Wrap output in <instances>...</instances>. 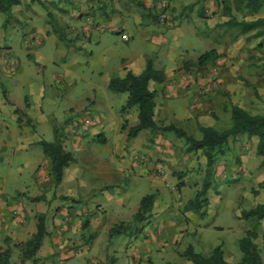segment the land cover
Instances as JSON below:
<instances>
[{
    "label": "crops",
    "instance_id": "crops-1",
    "mask_svg": "<svg viewBox=\"0 0 264 264\" xmlns=\"http://www.w3.org/2000/svg\"><path fill=\"white\" fill-rule=\"evenodd\" d=\"M64 1H69L70 4L76 3L74 4L76 9L70 10L73 15L78 13L79 9L82 13L95 5L93 2L88 5L89 0H19V5L13 7L11 11L13 18L19 21L21 17H26L32 21L36 20L35 23L38 25V29L24 35L25 43L30 39L31 45L36 43L37 32L47 38L53 34L51 26L48 24V12L52 14L59 25L70 26V15L56 7ZM117 1L105 0V3L112 5L114 9L125 8L123 10L129 19L123 20L122 26L118 28L110 27L112 33L120 35L123 41L122 36H127L130 40L135 32L139 33L141 30L147 36L148 42V36L152 40L151 34H157L156 38L160 44L165 41L162 34L155 33L154 30L150 31L151 29L147 33L142 29L143 17H145L142 12H144L143 8L148 10L150 7L148 3L140 2L141 6H139L137 2L127 1V4L123 5L122 2L117 4ZM192 2L193 0H188L185 6ZM24 3H28L29 6L23 7ZM214 3L212 0H206L201 9L194 10V15H197V18L200 17L201 21L205 20L206 27L212 31L210 34H213L212 37H214L212 43L205 46L206 51L205 49L204 51L214 50L217 58L205 66H199L201 69L210 71L195 80H187V75L183 73L184 63L189 62L198 66L196 60L204 53L198 56L195 61L186 60L174 66L164 64L163 67H160L159 61L156 64L157 59L152 58L154 68L163 73L164 82L150 81L148 84L150 90H156L158 93L155 98V122L162 123L164 126L174 125L178 128L182 126L180 128L187 133H192V130L197 126L199 136L195 137L196 140L202 138L201 127H211L213 123L218 122L217 118H212L208 111L212 106L215 116H218L216 113L219 111L218 107H220V111L226 110L230 115L231 106H238L251 115L264 113V84L253 79L246 85L235 79L236 74L240 71L238 64L247 58L246 50L244 48L240 50L245 40L239 41L238 38L248 33L240 34L238 32L239 37L236 38L231 35L230 29L225 28L222 32L218 31L219 15L214 14L216 10L212 9L222 8L223 4L220 2L219 5L214 6ZM160 5L155 4L151 7L157 11V7ZM47 7L50 9L46 10ZM238 7L240 6L237 5L236 8ZM84 17L82 20L80 18V21L83 24H88L90 20L86 22V17ZM93 18L92 25H88L82 30L85 33L83 38L86 36L91 43L95 33L104 29L101 18L96 15ZM72 25L74 24L71 23ZM221 38L223 39L221 40ZM99 55L96 54V56ZM150 56L142 53L128 58L122 56L119 58V72L114 78L122 79L128 72L141 73L145 69L147 60L151 58ZM176 69H179V73L174 75L173 71ZM24 73L25 70H21L17 66L14 54L4 48L2 62H0V76L8 85L5 86L9 92L6 96L8 104L15 106L19 110V114L17 116L11 112L3 114L10 117L11 113L13 121H18L19 118L20 122L17 123L16 132L10 136L11 125L0 116L2 162L5 152L7 153L16 145L19 148V153L26 157V161L30 155L35 154L37 163H39V166L36 167V163L31 169H37L33 174L36 181L34 188L20 187L16 191L15 197L10 188L4 185L6 183L4 179L0 180V252L9 249L12 264H174V262L189 264L181 254L188 246H191L195 251L194 242L192 243L190 238L196 241L213 228L223 231V227L205 222L203 208L194 210V208L188 207L189 202L193 201L198 193L197 186L193 187L183 182L178 186L177 191L172 192L173 195H168L163 189L164 179L157 173L159 168L171 175L181 168L190 167L193 164L190 155L194 153L185 151V154H181L180 151L177 152L166 143L159 144L157 149L153 150L154 145L151 146L152 148L147 145L146 138L156 140L158 135L152 134L148 130H143L134 139L127 140V131H122L121 126L124 121L128 127L137 125L138 111L136 107H131L123 113L118 112L116 116L110 111L108 105L102 107L104 109H100L101 111L98 112H90L87 109L84 112L82 109H78L76 114L69 108V112L66 113L68 116L66 115L64 118L63 115L62 118L59 116L56 118L53 114L55 112L53 96L45 93L44 84L33 85L35 107L30 106L27 98H22L18 102L13 96L17 94L16 89L20 88L22 92L24 91L21 80H17L18 75L23 76ZM111 74H115L114 71ZM55 79L57 77H54L53 80ZM173 91L175 95H172ZM114 93L123 94L122 104H120L122 110L128 95L127 93ZM206 94H208V98L204 97ZM47 108H50L52 113L48 112ZM259 111L262 112L259 113ZM49 115L58 120L48 119ZM61 122L63 123L61 124ZM44 123L49 130L47 136L44 135L40 127V124L44 126ZM54 129L58 130L63 140V146L68 152L76 151L84 157L81 160L83 170L79 169L77 161L74 160V163L65 171L62 183L57 187L53 184L50 161L39 150L40 141H53ZM194 135L197 136V132H194ZM237 139L242 143L241 146H238ZM100 140L104 143H99ZM231 140V144L238 147L234 149L232 155L226 154L222 147V151L216 156L220 157L217 167L212 170L209 177V189L212 188V184H216L218 181L224 182L228 179L236 180L247 177L249 179L252 177L251 182L255 184L250 189H257L258 184L264 180V157L259 156L256 151L258 139L242 135ZM21 159L23 158L21 157ZM199 163L207 164L206 158L203 161L199 160ZM2 165L5 167L3 163ZM26 165L31 166L30 163ZM12 166L17 174L22 173L23 165L19 164L17 168L15 165ZM2 176V178H8L10 169L3 168ZM202 177L203 180L206 178V172ZM15 182L17 183L18 179H15ZM199 182L201 183L202 180L200 179ZM49 184L52 189L48 187ZM209 189L205 195L208 193V197H213L212 195L215 194L211 190L209 193ZM151 194H155V199L150 212L145 215L143 221L134 223L133 219L140 208L141 199ZM175 194L177 198L173 199ZM36 197H43V200L31 202V198ZM263 197L262 193L256 196L252 208L261 204ZM132 199L135 202H131ZM177 199L179 200L177 201ZM50 201L52 204L59 201L62 206L51 211L50 208L44 207V203ZM92 205L95 207L92 208ZM240 214L232 211L227 212V219L234 224L231 226L229 223L227 228H236L239 240L246 231L253 228L256 234L254 244L257 246V240L264 239V220L253 227L249 222L240 219ZM39 216L44 217L46 235L34 257L24 259L21 256L22 249L18 245L26 242L36 233ZM48 220L50 221L49 225L47 224ZM120 223L125 224L126 231L110 236L111 228ZM87 231L88 237L83 238L82 234ZM85 241L88 245L85 244ZM97 242H100V254L98 256L90 255ZM213 247H219L224 259L228 263H232L230 254L225 253L223 249L224 243L218 245L209 243L206 248ZM258 250L260 252L259 248ZM86 252L88 257L84 256ZM261 259L264 264L263 256Z\"/></svg>",
    "mask_w": 264,
    "mask_h": 264
},
{
    "label": "rangeland",
    "instance_id": "rangeland-1",
    "mask_svg": "<svg viewBox=\"0 0 264 264\" xmlns=\"http://www.w3.org/2000/svg\"><path fill=\"white\" fill-rule=\"evenodd\" d=\"M127 1H134L135 3L137 2V4L145 2L150 5L148 10L143 8L144 12L142 13H144L145 17H143L144 25L142 29L146 30L147 33L151 29L150 31L154 30L155 33L158 32L159 34H162L163 38H165V41L162 44L158 42V39L156 38L157 34H151L152 40L150 39V36H148V42L146 40L147 36H145L141 30L139 33L135 32L133 38L129 41H122L120 35L111 32L110 27L118 28L122 26V21H125L127 18L129 19V17L126 15L127 13L124 12L125 8H123L124 10L114 9L112 5H107L105 0H89L88 5H91L93 2V4H95L94 7L91 6L90 10H86V12L82 13H80L81 9H79L80 11L74 15L70 10L76 9L74 8V4L76 3L73 2L70 4L69 1L62 2L56 7L67 12L68 15H70V22L74 25L71 26L70 23V26H61L52 16L56 23L54 25L53 22V24L50 25L51 31L53 30V27L55 31L57 30L60 34H56L53 30V34H50L47 38L42 33L37 32L38 37L36 43L33 45H31V39L26 43L24 42V35L29 34L34 29H38V25L35 23L36 20L32 21L26 17H21V19L17 21L13 18L11 12L7 15L0 13V62H2L4 48H6L14 54L19 69L25 70L23 76L20 74L18 75L19 77H17L18 81L21 80V84L24 86V91L22 92L20 88L16 89L17 94L14 95L13 98L18 102H20L22 98H27L29 99L28 103L30 106L35 107V96L32 93L33 85L44 84L45 93H49L53 96V109L55 111L53 114L56 118H58V116L62 118L63 115L65 118L67 115L66 113L69 112V108L70 111L73 110L76 114L78 109H82L84 112L86 109L90 112H98L103 110L104 108L102 109V107H106L107 105L110 111L116 116L118 112H121L120 104H122L123 94L111 92L108 88V83L110 79L114 78L119 72V58L122 56L128 58L129 56L140 53L148 54L151 55L149 60L152 58L157 59L156 64H158L159 61V66L163 67L164 64L166 66H174L179 65L182 61L186 60L195 61L198 56L207 53L205 52V46H209L213 41V34H210L212 31L206 27L205 20L201 21L199 20L200 17L197 18V15H194V10L201 9L204 0H193L192 3H188L189 5L186 6L185 4H187L188 0H118L117 4L122 2L124 5V3L127 4ZM212 1L215 2L214 6L217 4L219 5L220 2L223 4L222 8L212 9L213 11L216 10V13L214 12V14L219 15L218 31L222 32L225 28L230 29L231 35L236 38L239 37V28L228 25V22L232 18H235L238 22H250L259 18H264V6L261 7L258 12H252L246 8L242 10L236 8L237 5L240 6L245 4L246 0ZM155 4H161L157 7V11L151 7ZM25 6H29L28 3H24L23 7ZM49 9V7L46 8V10ZM51 11L53 12V9H51ZM47 14H49V12ZM94 15L101 18L104 29L95 33L91 43L86 36L83 38L85 33H83L82 30L88 25H92ZM83 16L86 17H84L86 22L90 20L88 24H83L80 21V18L82 20ZM66 18L68 17L66 16ZM48 24H50L49 19ZM256 32L257 30H253L248 34L241 36V38H238L239 41L245 40V43L240 50H243V48L246 50L245 55L247 58L244 62L238 64L240 71L236 74L235 79L244 82L246 85L253 79L264 84V35L255 38L253 36ZM62 34L64 40H61L60 38ZM222 39L223 38H221V40ZM96 54L100 55L96 56ZM153 59L151 60L152 63ZM196 62H198V60H196ZM183 66V73L187 75V80H195L199 78V76L210 71L209 69H201L196 64H190L189 62L184 63ZM113 71L115 74L112 75L111 73ZM178 73L179 69L173 71L174 75ZM62 76L63 78H61ZM54 77H57V79L53 80ZM5 86L8 85L4 78L0 76V116L3 117L6 123L11 125L10 136H12L18 129L17 123H19V121H13L11 118V113L16 115L14 111L17 108L8 104L6 96L9 92ZM172 95H175L174 91L172 92ZM204 97L208 98V94L204 95ZM220 99L223 100L222 98ZM212 108L213 106L209 108L208 111L212 118H217L218 122L213 123L211 128L216 131H224L228 129L231 126L230 115L226 110L223 112L220 111V107H218L219 111L216 112L218 116H215V111H212ZM47 111L51 112L50 108H47ZM8 112H11L9 115L10 117L3 114H8ZM261 112L262 111H259V113ZM48 119L53 121L58 120L53 119L52 115H49ZM62 123L63 122H61V124ZM158 125L164 126L162 123ZM40 127L42 128L41 131L44 135L47 136L49 130L46 127V123H44V126L40 124ZM180 127L182 128V126H179V128ZM194 132H197V136L194 135ZM152 134L158 135L155 138L156 140L146 138V144L150 147L154 145L153 150H156L159 144L166 143L176 149L177 152L180 151L181 154H185L187 146L183 139L175 137L172 133ZM188 134L194 138L198 137L199 128L196 126V129ZM231 141L232 140L230 139V143L228 142L227 146H223V150L226 154L232 155L234 154V149L241 146L242 143L237 139L238 146H233ZM18 149V146L15 145L10 151L7 153L5 152L3 155V162L2 151L0 150V180L4 179L6 182L4 185L10 188L14 197L17 195L16 191H18L20 187L28 186L30 189H33L34 182H36L33 174L37 169L31 170L37 163L36 155H30L29 159L26 161V157L19 153ZM39 150L42 152L40 147ZM70 152L72 153L74 160L77 161L79 169L83 170L81 160L84 157L81 154L79 155V152L72 150H70ZM190 156L191 163H193L190 167L188 166L184 169L181 168L179 171H174V174L172 173L171 175L163 171L166 173V178L164 180L165 185L163 186L166 194L173 195L172 192L177 191L178 186L183 182L188 183L193 187L197 186V192H201L203 186L202 176L204 175V172L207 173L209 170L207 164H201L199 163V160L203 161L206 157L202 151H198ZM21 157L23 159H21ZM219 158L220 157L215 158V161L211 166V172L214 168L216 169ZM28 163H30L31 166H27L26 164ZM19 164L23 165L21 167V174H17L12 166L15 165L17 168ZM37 166H39V163H37L36 167ZM6 167L7 170L10 169V176L8 178H2L3 168L6 170ZM251 178L249 179L247 177L236 180L228 179L227 181H218L216 184L211 185L212 188L209 189V193L211 190L213 194H215L212 195L215 198L208 197L209 195L207 193L205 195L208 201L207 205L200 203V208H203L205 222L221 226L223 227V231H217L213 228L196 241L190 238V241L192 243L194 242L195 252L207 256L211 249L215 248H206L209 246V243L213 245L224 243L223 249L225 253L230 254L232 261L231 264H238L239 259L241 258L239 239H237L238 230L234 227L231 229L227 228V225L231 223L230 220L227 219V212L232 211L241 213V211H247L252 208L256 199L252 195L251 189L255 184L254 182H251ZM15 179H18L17 183L15 182ZM200 179L202 180L201 183L199 182ZM48 187L52 189L50 184ZM174 198H177L176 194L173 196V199ZM178 200L179 199H177V201ZM52 201L44 203V207H47V209L50 208L51 211H53L62 206L59 204V201H56L54 204H52ZM131 202H135V200L132 199ZM202 205H205V207H202ZM91 207L94 208L95 205H92ZM47 224H50L49 220L47 221ZM231 226H234V224L231 223ZM82 236H84L83 238L88 237V231L83 233ZM85 244L88 245L86 241ZM95 244L94 250L90 255L98 256L100 254V242ZM257 246L260 249L261 257L263 256L264 262V239L262 240L259 238V240H257ZM84 256L88 257L87 252ZM188 263L192 264L189 261ZM174 264H177V262H174ZM179 264H181V262Z\"/></svg>",
    "mask_w": 264,
    "mask_h": 264
},
{
    "label": "trees",
    "instance_id": "trees-1",
    "mask_svg": "<svg viewBox=\"0 0 264 264\" xmlns=\"http://www.w3.org/2000/svg\"><path fill=\"white\" fill-rule=\"evenodd\" d=\"M17 5H19V0H0V13L7 15L12 11L13 7ZM138 5L141 6L139 3ZM263 6L264 0H246L245 4L240 5L237 9L242 10L246 8L252 12H258ZM47 17L50 25H52L53 22L55 25L56 21L50 13ZM228 25L239 28L238 30L240 34H246L253 30H257L253 37L259 38L264 35V18H259L250 22H238L235 18H232L228 22ZM52 29L55 31L53 27ZM55 33L60 34L57 30ZM60 38L61 40H64L63 34ZM216 58V52L211 50L201 55L197 64L198 66H205ZM150 81L156 83L164 82L163 73L154 68L151 60H147L144 71L139 74L128 72L122 79H110L108 88L111 91L127 93L128 95L126 104L122 108L121 112L123 113L131 107H136L138 111L137 125L128 127L127 123L124 121L121 126V130L127 131V140L134 139L143 130L159 134L172 133L175 137L184 140L185 145L187 146V153H196L198 151H202L204 153L209 171L206 173V178L203 180L201 192H198L195 199L190 201L188 204V207H193L194 210H198L200 208V203L205 204L207 202L205 193L210 187L209 177L211 175V166L213 165L216 156L220 153V151H222V147L225 146L230 139H235L236 137L242 135H245L247 138L256 137L258 139L256 149L257 154L264 157V114L251 115L238 106H231V126L229 129L218 132L211 127H201L200 131L202 133V138L200 140H196L193 136L189 135L181 128L175 127L174 125L159 126L155 122V98L158 93L156 90L149 89L148 84ZM14 113L16 115L19 114V110L15 109ZM18 121L20 122L19 118ZM99 143H104V141L100 140ZM39 146L41 147L44 156L50 161V172L53 184L57 187L62 183L67 168L74 163L73 155L64 148L63 140L60 137L58 130L55 129L53 141H40ZM260 193L264 194V180L258 184L257 189L252 190V195L254 197L258 196ZM154 199L155 194L145 196L141 199L140 208L133 219L134 223L144 220L145 215L150 212L152 208ZM42 200L43 197H36L31 199V202H40ZM240 215V219L247 221L253 227H256L262 220H264V200L261 204H258L247 211H241ZM126 228L127 227L123 223L114 225L110 230V236L119 235L120 233L125 232ZM254 231L255 230L251 228L246 231L245 235L239 240L241 259L238 264H262L260 252L254 244V240L256 238ZM45 235L44 217L39 216L37 218L36 233L33 234L26 242L18 245V247H21L22 249V258L32 259ZM10 255L11 251L9 249L0 252V264H12L10 261ZM181 256L192 264H230L224 259L222 251L219 247L213 249L207 256H205L196 253L191 246H188Z\"/></svg>",
    "mask_w": 264,
    "mask_h": 264
},
{
    "label": "built area",
    "instance_id": "built-area-1",
    "mask_svg": "<svg viewBox=\"0 0 264 264\" xmlns=\"http://www.w3.org/2000/svg\"><path fill=\"white\" fill-rule=\"evenodd\" d=\"M123 41L127 42L129 41V38L127 36H122ZM157 173L165 180L166 173H164L161 168L157 169Z\"/></svg>",
    "mask_w": 264,
    "mask_h": 264
}]
</instances>
